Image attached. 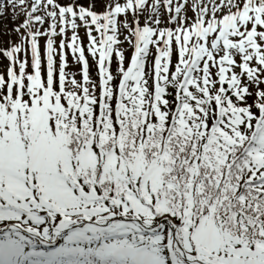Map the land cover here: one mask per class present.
Returning a JSON list of instances; mask_svg holds the SVG:
<instances>
[{
  "label": "snow or ice",
  "instance_id": "snow-or-ice-1",
  "mask_svg": "<svg viewBox=\"0 0 264 264\" xmlns=\"http://www.w3.org/2000/svg\"><path fill=\"white\" fill-rule=\"evenodd\" d=\"M8 17L0 264H264V0Z\"/></svg>",
  "mask_w": 264,
  "mask_h": 264
},
{
  "label": "rangeland",
  "instance_id": "rangeland-1",
  "mask_svg": "<svg viewBox=\"0 0 264 264\" xmlns=\"http://www.w3.org/2000/svg\"><path fill=\"white\" fill-rule=\"evenodd\" d=\"M103 9L100 8V11ZM15 27V22L10 18H0V42L8 41L10 30ZM75 70V69H73Z\"/></svg>",
  "mask_w": 264,
  "mask_h": 264
}]
</instances>
